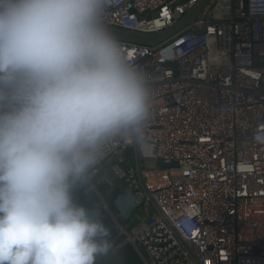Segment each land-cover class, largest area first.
Here are the masks:
<instances>
[{
  "label": "built area",
  "instance_id": "2783aa9c",
  "mask_svg": "<svg viewBox=\"0 0 264 264\" xmlns=\"http://www.w3.org/2000/svg\"><path fill=\"white\" fill-rule=\"evenodd\" d=\"M198 1L109 0L105 24L159 33ZM120 43L154 100L143 147L115 141L93 177L110 241L138 264H264V0H211L157 46Z\"/></svg>",
  "mask_w": 264,
  "mask_h": 264
},
{
  "label": "clouds",
  "instance_id": "9594fccd",
  "mask_svg": "<svg viewBox=\"0 0 264 264\" xmlns=\"http://www.w3.org/2000/svg\"><path fill=\"white\" fill-rule=\"evenodd\" d=\"M108 2L0 0V264H97L112 248L77 194L115 141L143 147L154 91Z\"/></svg>",
  "mask_w": 264,
  "mask_h": 264
},
{
  "label": "water",
  "instance_id": "95a60500",
  "mask_svg": "<svg viewBox=\"0 0 264 264\" xmlns=\"http://www.w3.org/2000/svg\"><path fill=\"white\" fill-rule=\"evenodd\" d=\"M211 0H199L195 7L182 19L177 21L173 26L154 34H142L131 32L123 29L108 27L112 33L119 39L120 42L130 43L142 46H157L169 38L173 37L180 31L184 30L187 26L199 16V14L208 6ZM124 189L123 184H118L116 190L113 191L111 199L108 202L111 204L112 200L117 196L118 191ZM87 197L91 195L90 192L82 191ZM115 212V211H114ZM112 248L107 255L98 257L97 264H126L123 259L118 255V250L114 243L111 241Z\"/></svg>",
  "mask_w": 264,
  "mask_h": 264
},
{
  "label": "trees",
  "instance_id": "16d2710c",
  "mask_svg": "<svg viewBox=\"0 0 264 264\" xmlns=\"http://www.w3.org/2000/svg\"><path fill=\"white\" fill-rule=\"evenodd\" d=\"M77 199L79 203L84 204L86 207L98 208L99 210L102 209L100 203L94 198L92 194L87 197L86 194L81 191L77 194ZM104 224L110 231L109 239H112L114 237V232L111 229L110 221L108 219H105ZM118 255L123 259L126 264H138L135 255L129 247H124L120 249L118 251Z\"/></svg>",
  "mask_w": 264,
  "mask_h": 264
}]
</instances>
